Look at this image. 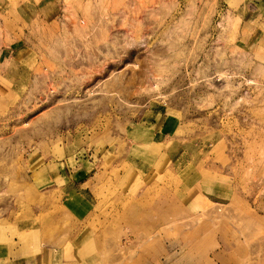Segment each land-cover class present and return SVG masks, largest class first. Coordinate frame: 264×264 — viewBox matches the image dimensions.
Listing matches in <instances>:
<instances>
[{
    "label": "rangeland",
    "instance_id": "374dc122",
    "mask_svg": "<svg viewBox=\"0 0 264 264\" xmlns=\"http://www.w3.org/2000/svg\"><path fill=\"white\" fill-rule=\"evenodd\" d=\"M254 3L0 0V264H264ZM60 167L97 172L88 216Z\"/></svg>",
    "mask_w": 264,
    "mask_h": 264
},
{
    "label": "crops",
    "instance_id": "0c3cea01",
    "mask_svg": "<svg viewBox=\"0 0 264 264\" xmlns=\"http://www.w3.org/2000/svg\"><path fill=\"white\" fill-rule=\"evenodd\" d=\"M254 2H255L254 4L258 5V7H255V11H256L255 17L258 18L260 16H264V14L262 12L260 13L259 11V10L261 11L263 10L264 5H260V3L263 4L264 0H254ZM157 124H160L159 121L157 122ZM168 125H169V121L167 120L165 121V123H163L160 126L159 132L162 133V131H165ZM58 164L64 165V163L61 162L56 163V165ZM48 165H50V163L43 165L41 167V171L47 169V167H49ZM81 171L82 172L80 173L78 172V169H76L75 173L73 172V174L69 176L68 172H66V169L60 167L58 168V170L52 171L50 175L48 174L47 176H42V180L40 182L42 186L46 187L47 192L55 191L57 194H59V196L61 197L62 207L65 208L74 216H76L78 219L88 216L93 211V207H92L93 204L96 203V195L94 193L92 186H88L89 188L87 190L86 189L87 187L84 185L86 183H91V184L95 183L97 172L92 173V175L89 174L87 175L86 173H83V170ZM34 179H38V177ZM21 253L22 252L20 251L18 255L20 258L18 260H14V261L12 260L11 262L18 263L21 261V257L31 258L30 256H24Z\"/></svg>",
    "mask_w": 264,
    "mask_h": 264
}]
</instances>
